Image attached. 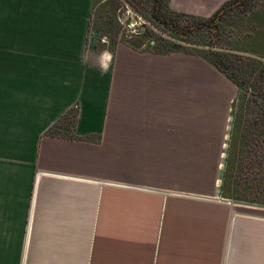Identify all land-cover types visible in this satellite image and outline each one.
Returning <instances> with one entry per match:
<instances>
[{
	"label": "crops",
	"instance_id": "obj_1",
	"mask_svg": "<svg viewBox=\"0 0 264 264\" xmlns=\"http://www.w3.org/2000/svg\"><path fill=\"white\" fill-rule=\"evenodd\" d=\"M105 2L0 0V264H264V216L232 246L223 194L169 188L200 145V56L104 32ZM74 106L78 138L46 134Z\"/></svg>",
	"mask_w": 264,
	"mask_h": 264
},
{
	"label": "rangeland",
	"instance_id": "obj_2",
	"mask_svg": "<svg viewBox=\"0 0 264 264\" xmlns=\"http://www.w3.org/2000/svg\"><path fill=\"white\" fill-rule=\"evenodd\" d=\"M140 1L108 0L105 16L109 24L105 25L104 32L117 36V31L121 28L120 10L126 5L132 8L135 4L138 14L147 21L153 35L148 38L140 35L122 40L142 42L146 45L144 48L149 49L150 38H161L152 29L158 31L162 28L145 15L149 8ZM257 2L250 5L252 8L250 14L242 11L239 14L234 13L232 18H225L219 28V36H216L214 41L211 40L212 34L209 33V35L201 33L193 40L175 37L189 45L196 44L194 52L200 56V66L198 67V62L195 61L193 64L186 63L185 69L192 67L195 69V80L198 78L201 84L202 101L200 145L190 147L195 152L178 155L175 157L176 161L170 163L174 169L169 172L174 177L169 180L178 181L179 186L173 185L169 188L195 190L202 196L211 198L218 196L222 199L223 172L226 162H230L228 149L229 147L235 149L238 144L235 141L236 134L243 131L251 136L246 149V152L248 153L249 149L250 153L243 154L237 151L235 157H231L233 161L237 159L243 161L241 165L234 167V171L235 168L238 170L234 174L236 182L230 189L233 196L229 197L226 193L224 195L227 200H232V246L236 244L237 234L240 240L238 232L245 215L249 218L264 216V52L256 51V47L264 51V1ZM162 35L166 41L171 38L167 31ZM214 55L221 64L229 68L227 72L213 64L211 57ZM221 55L227 56L221 58ZM198 69L199 74L196 72ZM230 75L235 76V79L233 80ZM248 119L250 126L246 129L244 123H247ZM181 183L183 185H180Z\"/></svg>",
	"mask_w": 264,
	"mask_h": 264
},
{
	"label": "trees",
	"instance_id": "obj_3",
	"mask_svg": "<svg viewBox=\"0 0 264 264\" xmlns=\"http://www.w3.org/2000/svg\"><path fill=\"white\" fill-rule=\"evenodd\" d=\"M107 1L108 0H106L105 4L108 5ZM257 1L259 0H232L223 7L222 9L223 12L221 14L218 12L217 14L209 18L198 17V16L188 15V14L174 11L169 6V0H141L140 2L143 3V5H145L146 8H149V11H147L148 13L145 15L149 17L153 22H155L159 28H162L158 31L155 29H152L161 38L160 39L152 38V40L155 41V44L151 45L149 43V45L156 52L166 54V53H172L176 51L195 53L196 52L195 43H190L189 45L187 43H184L180 40L175 39V37H180V38L184 37L186 38L185 40H188V39L193 40L194 38H196L195 36H198L199 34L203 33L206 35L212 34L211 40H213L216 36H219V28L222 25L225 18L226 19L229 17L232 18L234 16V13L239 14L242 11H244L245 13L248 12L250 14L251 9H252L250 8V5H252V3H256ZM252 7L254 8V5ZM132 9L138 13L137 7L135 4H133ZM117 10L118 8L116 9V11ZM94 25L95 27L100 26L99 23H94ZM120 30L121 28L117 31V35H119L118 33H120ZM165 31L171 34V38L169 41H166L163 38L164 35H162V33ZM152 35H153V32L150 31V27L148 25L146 31L143 33L142 36H144L145 38H148V36L150 37ZM240 38H242V36ZM188 46H191L192 48H188ZM259 49L258 47H256V51L261 52V53L264 52L260 47ZM209 53H212V52L209 51ZM224 54H227V53L224 52ZM227 55H231V54H227ZM227 55H221L220 57L225 58ZM211 58H212L213 64L217 68H220V70H224L225 72L229 70L227 66L219 62L216 55H214ZM230 77L232 79L233 78L235 79V76L233 75H230ZM77 115H78V106H74L71 109H69L64 115H62L60 119L56 121L48 129L46 134L57 136V137H63V138L77 139L78 137H76L74 134L75 124L77 121ZM249 121L250 120L248 119V122L244 123V126L246 129L249 128L250 126ZM238 135L236 134V137H235V141L236 143H238L235 149H232L230 147L228 149V161L230 162H226L224 172H223V177H222L223 193L224 195L226 193L229 197L233 196L232 193H230L231 185L232 184L234 185V182H236L234 174L237 173L238 168H235L236 171H234V167L235 165L236 166L241 165V161H243V159L241 160L237 159L236 161L235 160L233 161L231 160V157L233 156L235 157L234 154L237 151L240 153L242 152L243 154L250 153L249 149H248L249 152L248 153L246 152L248 144H250V141H251L250 134L248 132L243 133L242 131V133L241 134L239 133Z\"/></svg>",
	"mask_w": 264,
	"mask_h": 264
},
{
	"label": "built area",
	"instance_id": "obj_4",
	"mask_svg": "<svg viewBox=\"0 0 264 264\" xmlns=\"http://www.w3.org/2000/svg\"><path fill=\"white\" fill-rule=\"evenodd\" d=\"M120 12V20L122 26L119 38L131 39L134 36L143 35L148 26L147 21L129 5H126L124 8H122Z\"/></svg>",
	"mask_w": 264,
	"mask_h": 264
},
{
	"label": "water",
	"instance_id": "obj_5",
	"mask_svg": "<svg viewBox=\"0 0 264 264\" xmlns=\"http://www.w3.org/2000/svg\"><path fill=\"white\" fill-rule=\"evenodd\" d=\"M223 12V10L220 12V14ZM218 19V17H217ZM228 203H232V200H227Z\"/></svg>",
	"mask_w": 264,
	"mask_h": 264
}]
</instances>
